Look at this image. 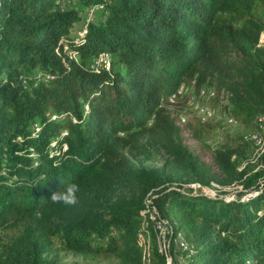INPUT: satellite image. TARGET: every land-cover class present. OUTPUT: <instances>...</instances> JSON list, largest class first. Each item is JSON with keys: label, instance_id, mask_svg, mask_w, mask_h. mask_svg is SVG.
Listing matches in <instances>:
<instances>
[{"label": "trees", "instance_id": "trees-1", "mask_svg": "<svg viewBox=\"0 0 264 264\" xmlns=\"http://www.w3.org/2000/svg\"><path fill=\"white\" fill-rule=\"evenodd\" d=\"M71 2L101 8L80 37ZM262 7L264 0H0V264H55L56 242L92 259L169 264L176 246L161 250L153 206L167 236L180 232L192 245L180 254L185 264H264ZM210 87L211 106L262 138L226 133L211 152L217 171L181 137L187 131L208 149L206 134L221 124L202 122L190 106ZM127 149L147 161L165 152L169 172ZM174 182L242 191L227 201ZM66 183L79 185L78 203H52Z\"/></svg>", "mask_w": 264, "mask_h": 264}, {"label": "rangeland", "instance_id": "rangeland-1", "mask_svg": "<svg viewBox=\"0 0 264 264\" xmlns=\"http://www.w3.org/2000/svg\"><path fill=\"white\" fill-rule=\"evenodd\" d=\"M70 4H71L70 7L75 8L77 11H79V13H81L80 15L81 19L76 23L73 29V33H72L74 36L80 37L86 29L84 28V30H82L85 24H87V20L88 19L93 20V21L97 20L100 16L101 8L99 7L98 10L95 7L83 9L76 2H71ZM90 10H92L93 12L90 13ZM261 15H263L264 17V7H262L261 9ZM261 39H263L262 41L264 42V32L261 36ZM104 62H105L104 60H101L100 58H98L95 63L96 65L102 66ZM210 88H216V87H210ZM226 101L227 99L223 100V103H225ZM190 108L195 114H198L196 111V107L190 106ZM202 122H205V121H202ZM218 122L221 125L217 127V130L215 132L212 131L206 134L205 136L204 143L208 147V149L205 146H203L200 142L196 141L190 135L189 132L184 131V130L181 132L183 143L188 147V149L196 157H198L200 160H202L204 163H206L208 166H210L215 171H217V168L214 165L211 152L214 151L217 147H219L222 144L224 140V136L227 135L226 133H229L233 136L240 135L243 137L246 136L247 139L249 138V134H248L249 132L243 127L242 124L239 123L236 126H230L228 125L227 122H224V120H221ZM179 124H181V121ZM222 127L224 128V130ZM126 152L127 154H129L130 157L144 161L145 165H147L150 168H165L166 161L170 160V157L165 152L160 151V150H156L155 159L150 160V161H147L146 157H144L143 155L137 156V154L130 152L128 149L126 150ZM258 161H259L258 154L256 153V149H255V153L253 155V158L251 159V162L256 163ZM165 170L166 172H169L168 168L167 169L165 168ZM178 185H179L178 182H174L171 185V187L178 188ZM180 185H182L181 188L184 187L183 189L180 190L182 192H185V193L192 192V193L202 194L210 198L225 199L227 201H230L236 198L238 194L242 191V187L238 185L223 187L218 184H213L211 187H202L197 183H186V182H183ZM148 203H151V200H149ZM148 213H149L148 209H146V216H145L146 222H144L143 225L147 227L150 226L149 224L150 220L148 219L150 218V215ZM151 226H152V229L155 230V227H153L154 225H151ZM171 227H173V225ZM169 241H170V238L167 235H166L165 240L162 237L160 238L159 245L161 246L160 248L164 253L166 252L168 253V247H169L168 242ZM182 252H184V250L180 249V247L177 246L176 249L173 250V254H172L173 257L171 256L169 257L170 258L169 264H175V263L181 264L182 255L180 254ZM50 259H52L55 264H118V261L112 257H99V258L92 259V258H88L82 255L74 254L71 251L64 250L62 245H60L58 242L55 243L54 254L50 255Z\"/></svg>", "mask_w": 264, "mask_h": 264}, {"label": "bare ground", "instance_id": "bare-ground-1", "mask_svg": "<svg viewBox=\"0 0 264 264\" xmlns=\"http://www.w3.org/2000/svg\"><path fill=\"white\" fill-rule=\"evenodd\" d=\"M216 96H217L216 88H204V89H202L200 91L199 99H193V101H192V106L196 107V111L198 113L197 115L202 119V121H205V122L206 121L218 122V121L224 120V122H227L228 125H230V126L238 125L237 122L234 121V119L228 115L229 111L227 113V110H225V108H223L222 106H211L210 105V102H212L213 99L216 98ZM221 99L222 100L227 99V101L225 103H223V106H229L230 105L229 100H228V96L226 95L224 90L221 92ZM228 110H229V108H228ZM260 122H262V123L264 122L263 117H261ZM262 127H263L262 133H264V125H262ZM260 133L261 132H259V134ZM249 137L252 139H255L257 144H262V138H259L254 134L250 135ZM151 212H152V219H153V221L156 222V228L160 231L162 238L165 240L166 235L170 233V228L168 226V222L165 220L158 219V213H157V210L155 209L154 206L151 208ZM172 241L176 247L177 246L180 247V249H183L184 252L190 251L192 253V251H191L192 245H190V243H188L186 241V239L184 238V236L180 232L177 233L175 236L173 235L172 238H170V241L168 242L169 247L167 246L168 251H170ZM181 260H182L181 264H185L184 263L185 262L184 257H182Z\"/></svg>", "mask_w": 264, "mask_h": 264}, {"label": "clouds", "instance_id": "clouds-1", "mask_svg": "<svg viewBox=\"0 0 264 264\" xmlns=\"http://www.w3.org/2000/svg\"><path fill=\"white\" fill-rule=\"evenodd\" d=\"M80 187L76 183H66L64 189L52 193L50 201L54 204L73 206L78 203Z\"/></svg>", "mask_w": 264, "mask_h": 264}, {"label": "built area", "instance_id": "built-area-1", "mask_svg": "<svg viewBox=\"0 0 264 264\" xmlns=\"http://www.w3.org/2000/svg\"><path fill=\"white\" fill-rule=\"evenodd\" d=\"M85 9H87V8H85ZM92 12H93V11L90 10V13H92ZM91 21H93V20L88 19V20H87V24H85L84 28H87L89 22H91ZM84 28H83L82 30H84Z\"/></svg>", "mask_w": 264, "mask_h": 264}]
</instances>
